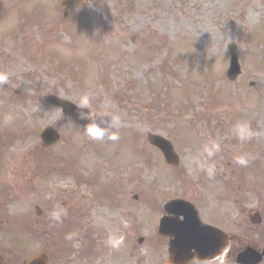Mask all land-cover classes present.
<instances>
[{"label":"rangeland","instance_id":"rangeland-1","mask_svg":"<svg viewBox=\"0 0 264 264\" xmlns=\"http://www.w3.org/2000/svg\"><path fill=\"white\" fill-rule=\"evenodd\" d=\"M0 32V73L9 76L0 84V115L10 109L14 119L1 128L6 136L17 132L8 151L13 159L30 158L35 165L25 177L0 170V188H8L1 216L15 217L16 244L26 247L21 254L46 251L54 264H67L70 253L72 264H165L167 245L153 242L152 208L207 191L194 185L195 176L186 170L176 175L146 134L175 138L183 165L207 164L204 146L224 140L216 154L225 151V157L213 166L225 168L239 151L236 140L230 142L237 125L249 123L259 131L253 132L256 173L238 164L225 169L228 179L214 184L200 167L202 183L214 196L221 193L225 230L236 236L224 262L205 264H236L240 247L264 248V0H0ZM231 42L243 68L233 80L226 75ZM49 93L74 102L88 95L94 112L119 115L120 139H88L81 126L47 102ZM49 124L62 138L44 149L40 133ZM46 154L49 162L41 161ZM126 168L136 177L130 192H141L139 201L124 194ZM47 200L56 207L68 201L66 213H81L99 243L96 255L77 259L79 235L65 238L53 231ZM250 210L262 213V224L250 222ZM113 236L124 238L118 249L108 244ZM140 236L146 238L143 244Z\"/></svg>","mask_w":264,"mask_h":264},{"label":"clouds","instance_id":"clouds-1","mask_svg":"<svg viewBox=\"0 0 264 264\" xmlns=\"http://www.w3.org/2000/svg\"><path fill=\"white\" fill-rule=\"evenodd\" d=\"M9 76L6 73H0V84L8 83ZM110 103V101H106ZM76 108L79 112V118L81 120H87L88 123L83 125V132L92 141H118L120 139L119 128L121 125V118L119 115L112 114L107 111V109L101 112H94L92 110V101L88 95L80 96L75 102ZM106 118H110L108 127H103L102 124L98 121H103ZM236 134L239 136L241 141H245L251 137V132L247 130L244 125H237ZM220 150L219 143L213 141L210 145H205L203 148V153L205 154L208 160H211L216 153ZM235 162L241 166H247L249 163V158L241 155L238 156ZM199 163V161H198ZM200 167L206 168V171L209 176H212L214 173V168L211 164L205 165L200 163ZM67 213L63 209L53 211L51 213V219L56 222H61L62 217ZM124 243V238L120 237H110L108 244L112 248L118 249Z\"/></svg>","mask_w":264,"mask_h":264},{"label":"water","instance_id":"water-1","mask_svg":"<svg viewBox=\"0 0 264 264\" xmlns=\"http://www.w3.org/2000/svg\"><path fill=\"white\" fill-rule=\"evenodd\" d=\"M240 72V66L238 64V60H237V57L235 55H233V58H232V64H231V67H230V70H229V74L231 77H235L237 76V74ZM49 100L57 105H60L63 107L64 111L66 114H71L73 117L76 118V115H77V108L76 106L67 101V100H64L62 98H59V97H56V96H50L49 97ZM78 118V116H77ZM149 138L151 140L152 143L154 144H160L161 143V138L157 135H149ZM47 140H49L50 142H53L57 139V134L51 129H48L47 130V133H46V138ZM164 145V144H161V146ZM163 147V146H162ZM165 150V149H164ZM255 220H260L259 217L256 218ZM171 222H175L177 224H179L178 222L176 221H171ZM191 225V221L190 222H185V223H181L179 225H173V228H175L174 230L176 231H181V230H186V228H188V226ZM203 232L205 233H208L209 236H212V234L210 232H207L205 230H202ZM174 233L175 236H178L177 233H175L174 231H171ZM188 238V235L186 236ZM215 240H211L209 238H206L204 237V241L203 243H201V245H203L204 247H212L214 244H215ZM177 248L180 249V251H182L183 249H188L187 252L190 251V247L193 246L191 244H185L183 240L179 241L177 243ZM173 244L171 246V252H172V255H175L173 250ZM262 258L261 255L257 254L255 251L253 250H248L246 251L245 253H243L239 260L242 261V262H245V263H250V262H256V261H259L260 259ZM28 264H48L47 263V257L45 255H39L38 257L34 258L33 260L29 261ZM172 264V263H171Z\"/></svg>","mask_w":264,"mask_h":264},{"label":"flooded vegetation","instance_id":"flooded-vegetation-1","mask_svg":"<svg viewBox=\"0 0 264 264\" xmlns=\"http://www.w3.org/2000/svg\"><path fill=\"white\" fill-rule=\"evenodd\" d=\"M240 143H241V140H240ZM220 157L221 158H224L225 157V154L224 153H222L221 155H220ZM164 214V213H163ZM208 213L207 212H204V215H207ZM199 215H201L202 216V211H200V213H199ZM161 216V215H160ZM166 239H167V241H168V238L167 237H165ZM3 260H1V258H0V264H8V260H5L4 262H2Z\"/></svg>","mask_w":264,"mask_h":264}]
</instances>
